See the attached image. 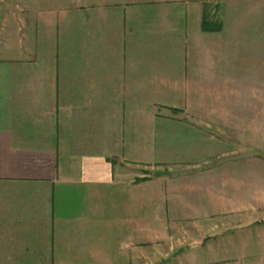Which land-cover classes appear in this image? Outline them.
I'll list each match as a JSON object with an SVG mask.
<instances>
[{
    "label": "crops",
    "instance_id": "0c3cea01",
    "mask_svg": "<svg viewBox=\"0 0 264 264\" xmlns=\"http://www.w3.org/2000/svg\"><path fill=\"white\" fill-rule=\"evenodd\" d=\"M260 82L264 0H0V264H264Z\"/></svg>",
    "mask_w": 264,
    "mask_h": 264
},
{
    "label": "rangeland",
    "instance_id": "374dc122",
    "mask_svg": "<svg viewBox=\"0 0 264 264\" xmlns=\"http://www.w3.org/2000/svg\"><path fill=\"white\" fill-rule=\"evenodd\" d=\"M261 84L264 83L260 82L259 85L260 92H257L256 90L254 92L253 89L251 88V92L255 96L250 98V106H256V107L264 106V88L261 87ZM257 94H259L260 97H257ZM249 117H250L249 123L245 125L244 131L242 132L243 133V140L241 141L242 145L240 146L237 145L236 144L237 141L235 138L234 156H239L245 153H249L250 157L254 156L264 160V113H256V114L251 113ZM187 231L191 234L193 233V229H189V230L187 229ZM176 244H180V243L178 242L171 243L172 246L173 245L176 246ZM193 244H189V245H193ZM166 260L167 259H164L163 262L165 263ZM170 260H173V258H171Z\"/></svg>",
    "mask_w": 264,
    "mask_h": 264
},
{
    "label": "trees",
    "instance_id": "16d2710c",
    "mask_svg": "<svg viewBox=\"0 0 264 264\" xmlns=\"http://www.w3.org/2000/svg\"><path fill=\"white\" fill-rule=\"evenodd\" d=\"M205 27H208V26H205Z\"/></svg>",
    "mask_w": 264,
    "mask_h": 264
}]
</instances>
